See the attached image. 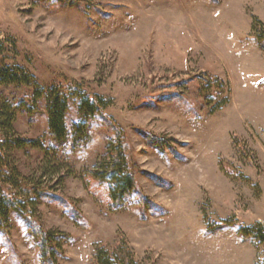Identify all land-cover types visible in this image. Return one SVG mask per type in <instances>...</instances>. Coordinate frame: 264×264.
Returning a JSON list of instances; mask_svg holds the SVG:
<instances>
[{
    "label": "rangeland",
    "instance_id": "1",
    "mask_svg": "<svg viewBox=\"0 0 264 264\" xmlns=\"http://www.w3.org/2000/svg\"><path fill=\"white\" fill-rule=\"evenodd\" d=\"M0 39V63L100 108L57 174L41 151L16 154L28 194L9 186L22 210L0 264H41L40 232L56 236L54 264H95L99 247L137 264H264L238 233L264 230V0H0ZM0 100L15 137L50 146L43 100L10 85ZM118 161L134 191L115 206L97 179Z\"/></svg>",
    "mask_w": 264,
    "mask_h": 264
},
{
    "label": "trees",
    "instance_id": "2",
    "mask_svg": "<svg viewBox=\"0 0 264 264\" xmlns=\"http://www.w3.org/2000/svg\"><path fill=\"white\" fill-rule=\"evenodd\" d=\"M2 49L3 42L0 39V54ZM9 85L30 89L31 101L34 104L43 100L47 117L48 137L51 144L45 148L43 143L38 140H23L15 137L14 123L17 108L7 106L0 100V232H4L10 213L22 210L20 203L13 199L14 195L9 191V186L27 192L28 183L24 181L25 179L18 171L16 154L26 149L41 151L45 160H50L51 163L43 160L40 170L47 171L52 175L57 174L59 168L53 165L56 153L67 147L68 142H70L72 149L87 143L90 138L88 125L100 114L98 102H94L90 97L76 91L66 95L60 88L50 87L45 90L23 68L0 63V87ZM72 99L76 100L78 122L74 125H67L72 104L70 100ZM49 152L51 157L47 158L46 155ZM118 163L122 165L120 169L114 165L111 171L97 179L99 184L106 187L108 198L111 204L115 206L121 205L126 196L134 191V182L127 165L123 161H118ZM46 193L36 192L39 198H47ZM223 225L228 227L232 223L226 222ZM238 233L243 238H251L264 245V230L258 226H239ZM38 237L41 264H54V254L57 252L56 236L40 232ZM94 263L137 264L130 255L125 256V258L124 256L119 257L104 247L96 248Z\"/></svg>",
    "mask_w": 264,
    "mask_h": 264
}]
</instances>
